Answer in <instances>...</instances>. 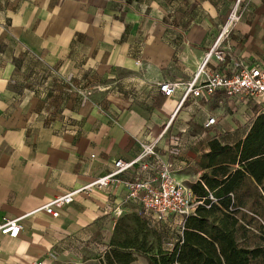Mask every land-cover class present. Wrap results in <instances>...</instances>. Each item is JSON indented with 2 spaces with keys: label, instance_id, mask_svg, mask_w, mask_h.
<instances>
[{
  "label": "crops",
  "instance_id": "0c3cea01",
  "mask_svg": "<svg viewBox=\"0 0 264 264\" xmlns=\"http://www.w3.org/2000/svg\"><path fill=\"white\" fill-rule=\"evenodd\" d=\"M236 5L240 19L222 44L226 68L264 67V0H0V225L22 218L17 238L0 233V264H114V250L148 264L123 243H139L146 226L178 230L180 218L157 222L128 202L124 183L134 177L79 194L56 218L40 210L135 159L142 144L156 141L188 189L236 170L264 182V140L250 157L236 149L245 124L264 117V102L218 92L179 106L180 91L164 97L157 87L192 79ZM26 68L53 79L56 94L28 100L18 83ZM213 141L234 148L236 164L201 167ZM231 204L223 198L196 215L215 223L210 214L223 211L237 221Z\"/></svg>",
  "mask_w": 264,
  "mask_h": 264
},
{
  "label": "built area",
  "instance_id": "2783aa9c",
  "mask_svg": "<svg viewBox=\"0 0 264 264\" xmlns=\"http://www.w3.org/2000/svg\"><path fill=\"white\" fill-rule=\"evenodd\" d=\"M237 6L228 15L219 35L204 54L189 82H162L157 85L164 97H171L180 91L179 106L189 97L211 99L218 92L228 99L264 102V67L249 66L236 61L231 71L226 68L227 56L222 44L228 39L234 24L240 19ZM211 61L216 64V68L207 70ZM214 123L215 119L210 118L206 126ZM167 127L168 124L163 127L160 137L164 135ZM114 166V170L108 175L93 179L78 189L52 198L40 210L56 218L58 216L56 207L70 204L81 193L106 189L112 183L117 182L121 175L134 177L124 183L127 191L126 200L138 205L143 211L152 215L157 222L178 217L180 218L179 224L182 225L186 216L196 212L200 207H210L198 201L190 189L175 180L172 166L162 163L159 158L156 141L142 144L140 153L135 159L118 160ZM21 219L5 221L0 225V233L17 238L22 229Z\"/></svg>",
  "mask_w": 264,
  "mask_h": 264
},
{
  "label": "trees",
  "instance_id": "16d2710c",
  "mask_svg": "<svg viewBox=\"0 0 264 264\" xmlns=\"http://www.w3.org/2000/svg\"><path fill=\"white\" fill-rule=\"evenodd\" d=\"M209 146L210 151L201 159V167L236 164L237 152L234 148L221 146L216 141ZM201 181L202 184L197 182L190 189L196 199L209 205V208L214 201L232 197L231 209L237 219L234 238L219 224L196 215L200 209H209L200 207L183 219L178 230L171 232L157 228V231H166L168 236L174 235L170 249L150 254L146 236L139 243L136 237L127 238L123 244L140 251L148 264H264V182L256 186L242 170H236L223 181L206 175L201 177ZM111 257L114 264L133 261L131 254L115 250Z\"/></svg>",
  "mask_w": 264,
  "mask_h": 264
},
{
  "label": "rangeland",
  "instance_id": "374dc122",
  "mask_svg": "<svg viewBox=\"0 0 264 264\" xmlns=\"http://www.w3.org/2000/svg\"><path fill=\"white\" fill-rule=\"evenodd\" d=\"M34 68H26L24 72L19 77L18 83L21 85L20 87L26 90V95L28 96V100L31 98H38L41 100V97L46 102L49 96L56 94V86L57 84L53 81V79H48L47 76L41 73H35ZM18 86V85H17ZM26 97V96H25ZM261 105V104H259ZM258 105V106H259ZM264 109L263 107L260 110ZM264 112V110H263ZM247 122L243 127L246 131L245 138L242 142L237 145V151L241 152L244 157H250L255 155L258 152V149L263 143L264 140V117L259 118L256 122ZM252 126V127H251ZM252 130L250 131V129ZM254 133V134H252ZM256 140H252L255 138ZM212 211V210H211ZM215 223L219 224L223 229L234 238L235 230H236V220L233 218L230 213H226L223 211H213ZM205 211L200 209L196 214L205 215ZM146 231V247L150 249V254H156L158 250H166L170 249L172 245V240H174V235H167L166 231L160 232L155 231L153 228L145 227ZM160 232V233H159ZM130 235H133V232H130Z\"/></svg>",
  "mask_w": 264,
  "mask_h": 264
}]
</instances>
